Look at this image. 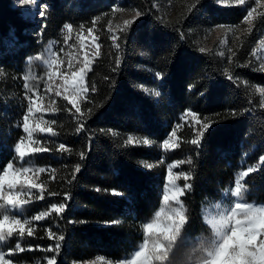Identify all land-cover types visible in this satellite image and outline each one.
<instances>
[{
  "label": "trees",
  "instance_id": "trees-1",
  "mask_svg": "<svg viewBox=\"0 0 264 264\" xmlns=\"http://www.w3.org/2000/svg\"><path fill=\"white\" fill-rule=\"evenodd\" d=\"M17 1L0 0V169L13 161L21 164L15 146L24 136L21 124L29 99L45 86L49 41L61 37L64 24L94 26L99 39L84 79L88 93L78 103L82 113L91 109L92 114L82 120L65 98L56 97L57 111L47 119L56 121L51 126L57 135H38V146L49 151L23 158L24 164L45 171L35 177L43 188L32 190L18 214L30 221L33 236L0 242L13 263L48 264L55 257V264H83L96 256L117 260L128 255L141 245L143 225L161 207L171 161L178 162L180 172H191V189L180 197L189 219L170 253L171 264H177L189 241L207 232L202 205L221 198L240 170L253 168L241 183L244 200L264 203V104L255 90L264 87V70L253 54L264 31V7L251 31L241 33L230 51L219 53L203 47L202 32L240 24L244 17L237 5H220L221 0H31L36 2L32 15ZM124 11L141 16L126 32L125 24L109 31L111 17ZM113 34L119 48L113 46ZM188 111L201 122L205 117L212 121L199 145L191 144L199 126L188 123ZM81 124L84 129L77 132ZM178 124L179 147L161 149ZM130 136L152 143L129 144ZM60 143L68 151H59ZM41 191L44 198H34ZM65 193L71 199L57 216L50 206L64 202ZM42 211L48 217L35 221ZM60 236L59 250L46 251L55 249Z\"/></svg>",
  "mask_w": 264,
  "mask_h": 264
},
{
  "label": "snow or ice",
  "instance_id": "snow-or-ice-1",
  "mask_svg": "<svg viewBox=\"0 0 264 264\" xmlns=\"http://www.w3.org/2000/svg\"><path fill=\"white\" fill-rule=\"evenodd\" d=\"M28 2V0H25ZM257 4H260V0H256ZM237 4L243 5L245 0H236ZM195 8V3L189 6V10L191 11ZM256 13V9L247 12V15L244 17L245 22L249 25L252 23L253 15ZM39 15L41 17L45 16L44 11H40ZM141 16V12H136L135 16L132 20H125V27L122 31H128V28L134 22L136 18ZM99 20V17L97 18ZM95 23V22H93ZM64 29H67L69 32L72 30L71 24H64ZM218 27H224L220 25ZM89 33L92 32V29H88ZM111 31V29H109ZM249 31H251V27H249ZM113 41V46L119 48L120 45L117 43L119 37L113 34L111 37ZM94 39H99L98 37H94ZM201 52H204L205 49L201 47L199 49ZM98 54V53H97ZM52 63H55L53 60ZM121 60L117 57L115 64L119 66ZM88 69L87 61L84 63V67L80 68L78 72L73 71L72 76L74 77L72 81V91L69 96H65L64 98L75 108V113L80 114V118L83 120L87 116L92 114V110L88 109L86 113H82L81 107L77 104L76 97L77 96H86L88 93V89L84 86V79L86 76V70ZM159 76L160 73H157ZM78 76V79H75ZM232 77L229 76V79ZM64 84H68V81L65 80ZM27 88V85H26ZM59 88V86H58ZM55 91L56 96H60L61 92L58 90ZM191 90V87H190ZM260 93L264 94V88L257 89ZM92 91H95V87L93 86ZM147 91V89H145ZM203 95V93H200ZM156 96H159L160 93L156 92ZM40 107H36V111H40ZM45 111L56 112L57 109L54 107L45 109ZM27 112L29 114L33 113L32 101L29 100L27 106ZM184 116L190 117L188 123L193 126L198 125L199 129L196 132V136L191 140V144L199 145L202 137L205 135L207 129L211 126L212 121L207 117L204 118V121L201 122V119L198 115L192 111H188L184 113ZM183 120L184 117L182 116ZM29 116L25 115L23 117L22 125L23 132L26 133V139L29 145H39L40 141L33 139V134L36 132L47 133L51 136L57 135L55 130L51 125L56 123L55 120L51 121H41L39 123H35L34 125H29ZM181 127V125H177L176 128H173L170 134H167V138L162 141V147L164 150L175 149L179 147V143L170 142L173 141L174 137H177V128ZM84 129V124H81L80 127L77 128V132H80ZM116 135V133H112ZM25 138L22 137L19 143L15 146L16 153L19 154V158L21 160V164L19 167H16L13 171L14 163L10 162L4 166L0 171L3 172V175H0V200L3 203H0V242L5 241L8 237H12L13 235L19 236L21 239L27 236H33L34 229L31 227L30 221L28 219H24L23 222L21 219H17L16 215L18 212L22 211L21 207L27 201L22 197L25 193H31L33 189H42L43 185L36 183L33 178L28 173L32 172L33 169L31 167L24 166L25 161L23 158L26 155V149L24 147ZM127 143L132 144L135 143L137 145H151V141L148 138H144L142 140L135 139L134 137H129ZM27 151L30 152H46L49 149L46 146H37L30 147ZM59 151L65 152L68 151L65 144H59ZM83 153H81V158H83ZM261 160L264 161V157H261ZM183 163V162H181ZM188 164H192V160H187ZM145 167H152V165L146 164ZM176 164H170L168 166V174H167V184L165 185V192L163 196L164 205L168 206V210L166 211L164 207H162L158 212L155 213V219L151 223H146L143 226V231L145 234V239L142 245L139 246L138 250L134 251V254L128 258L125 257L122 264H155V262H159V264H171L169 259L170 253L168 246L171 244L174 245L178 241V238H181V230L184 225L187 223V215L186 209L183 203L180 200V197L183 196L186 190L191 189V184L188 181L191 179V172L181 171L178 174H174L173 169L176 168ZM253 168L250 166L247 172L240 173L241 176H247ZM45 171L44 168L35 169V174L38 177L40 173ZM76 172L80 171L79 165H77ZM11 177V178H9ZM183 178L186 183L183 187H180L177 184V181L180 178ZM22 178V179H21ZM74 178V177H73ZM5 185H7L8 191H5ZM18 190H14L17 189ZM99 191V189H97ZM246 189L242 188V184L239 179H237L235 183V188L229 187L223 194L224 200H235L237 204H247L248 202L244 200V193ZM235 193V194H234ZM115 195H120L121 193L115 192ZM50 195H59L57 192H51ZM36 199H43L44 193L41 191L39 195L34 196ZM231 198V199H230ZM71 199L70 193H65V201L59 203H52L50 206L51 212H54L57 216L64 213L67 209V201ZM175 202L176 206L171 207L169 202ZM253 208L258 206H254ZM49 212L42 211L39 215L34 217L35 221H40L48 217ZM112 223H117V221H113ZM25 225H28L27 229ZM18 230V231H17ZM48 238L53 239L55 234L51 231L48 232ZM258 237H264V219L259 217L257 214L256 218L243 220L241 223L237 224L233 222V224L229 227V229L223 234V236L218 240L216 251H223V255L220 257L219 264H264V238L259 240L257 243ZM63 237L60 236L56 239L55 249L49 247L46 251H58L60 248L59 241L62 240ZM182 239V238H181ZM198 239V238H196ZM16 249L23 251L20 244L16 245ZM165 253H169L168 258H165ZM0 264H12L10 259H5V256L2 252H0ZM48 264H55V257L48 260Z\"/></svg>",
  "mask_w": 264,
  "mask_h": 264
},
{
  "label": "rangeland",
  "instance_id": "rangeland-1",
  "mask_svg": "<svg viewBox=\"0 0 264 264\" xmlns=\"http://www.w3.org/2000/svg\"><path fill=\"white\" fill-rule=\"evenodd\" d=\"M17 3L18 5H21L23 7V10L25 11L26 14L32 15L34 13L36 2H32L31 0H28V2H25V0H18ZM219 4L220 5H237L239 8H241L244 11V17L247 15L248 11L255 8L256 13H254L253 15V19H254V17L263 9L264 0H260V4H257L256 0H245V3L243 5L237 4L236 0H221L219 1ZM134 15L135 14L131 12H126V11L119 12L115 14L113 17H111V19L109 20L107 24V27L108 29H111L112 32H115L120 26L124 25L125 20L132 19ZM244 17L240 24L223 25L224 27H218L220 25H217V26H214L202 32L203 36L201 40H202V43L204 44L203 47H212L219 53L230 51L231 45L234 44V42L237 40L240 34L245 32L250 27V25L247 22H245ZM89 28L92 29L91 33H89L88 31ZM94 37H96L94 26H91V27H80L76 29L72 28L71 32H69L67 29H64L59 39L49 41V43L47 44V51H46V55L44 58V63L48 67L45 86L42 90H35L32 94V97L29 99L32 101L33 113L29 114L27 112V109L25 112V115L29 116L28 122L30 126L34 125L35 123H39L41 119H43V121H48L47 115H49L52 112L45 111V109L53 107V101L56 97H58L55 94V91L57 90L58 86H59L58 90L61 92V95L59 97L64 98L65 96H69V98H71L70 93L72 91V81L74 79V77L72 76V72L73 71L78 72L80 68L84 67V63L86 61L89 65L91 55L93 54V52L95 51L97 47L96 39H94ZM253 54H254L255 60L258 62L259 67L264 70V31L261 34V38L258 41ZM53 60L55 61V63H52ZM75 79H78V76ZM65 80L68 81V84H64ZM260 88H264V87L257 86L255 87V90L259 94L261 102L264 104V94L260 93L257 90ZM82 98L83 96L76 97L77 104ZM37 106L40 107L41 109L40 111H36ZM21 127L23 130L22 124H21ZM42 134H47V133L36 132L33 134V139L38 140V135H42ZM26 135L27 134L24 133L23 137L25 138L24 147L26 149V155H27L28 153H30V151H27L30 147H37L38 145H35V144L29 145L26 139ZM134 138L138 140H142V138L140 137H134ZM170 142H176V137H174L173 141H170ZM160 147L161 149H163L162 142L160 143ZM170 164L177 165V167L173 169L174 174H178L180 172L177 161L167 162L166 163L165 185L168 183L167 182V174H168L167 170ZM24 166L31 167L33 169V171L28 173L27 175L31 176L33 180L35 181V177H36L35 169L36 168H33L32 166L28 164H24ZM16 167H19V166H14L13 171L15 170ZM247 171L248 169H242L240 170V173L247 172ZM240 173H239V176L235 179L234 183L231 186H229L233 188V190L235 188V183L237 179H239L240 182L242 183L244 176H241ZM0 175H3V172H1ZM183 181L184 179L181 177L177 181V184L180 187H183V185L185 184L183 183ZM18 187L19 186H17V189H14V190H18ZM5 191L6 192L8 191L7 185H5ZM164 192H165V187H164L163 195H162V204H161V207L158 209V211L162 207H164L166 211L168 210V206L164 205V201H163ZM223 194H224V191L222 192L221 198H223ZM29 196H30V193H25V195L22 198L26 200ZM0 203H3V201L0 200ZM248 203H251L254 206H258V207H264V203H252V202H248ZM169 204L171 207L176 206L175 202L173 201H170ZM20 212H18L16 215L17 219H21L20 216L18 215ZM0 219H2V217H0ZM153 220L147 223H151ZM21 221L23 222L22 219ZM262 238L264 237H258L257 243H259V240ZM138 248L135 250H138ZM134 251H132L128 255L122 258H119L117 260H111V259H107L102 256H96L90 260L85 261L83 264H122V261H124L125 257L130 258L134 254ZM0 252L4 254L5 259H9L6 252H3L1 250ZM12 264H15V263L12 262Z\"/></svg>",
  "mask_w": 264,
  "mask_h": 264
},
{
  "label": "clouds",
  "instance_id": "clouds-1",
  "mask_svg": "<svg viewBox=\"0 0 264 264\" xmlns=\"http://www.w3.org/2000/svg\"><path fill=\"white\" fill-rule=\"evenodd\" d=\"M200 211L202 222L207 226V232L199 233L198 239L188 242L177 264H219L223 251H216L217 242L233 222L239 224L243 220L256 218L257 214L264 219V207L253 208L251 203L238 205L235 200L223 198L208 200L207 204L202 205ZM188 219L187 217V223ZM168 248L169 253H172L173 245L170 244ZM169 253H165V258H168Z\"/></svg>",
  "mask_w": 264,
  "mask_h": 264
}]
</instances>
